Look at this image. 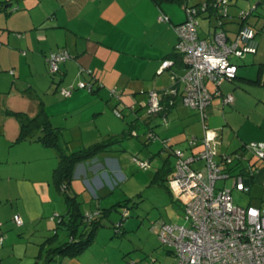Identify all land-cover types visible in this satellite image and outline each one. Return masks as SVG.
<instances>
[{
    "label": "crops",
    "instance_id": "crops-1",
    "mask_svg": "<svg viewBox=\"0 0 264 264\" xmlns=\"http://www.w3.org/2000/svg\"><path fill=\"white\" fill-rule=\"evenodd\" d=\"M191 1L185 0L192 6ZM0 5L8 8L0 7V223L4 235L0 264H36L45 240L56 229L59 234L65 230L58 228L57 219L52 217L66 215H62L61 201L66 204V213L68 205L54 178L60 163L57 151L38 140L40 132L20 140L22 125L43 110L52 125L61 131V142L68 152L110 137H122L130 130L134 137L146 135L144 145H149L156 138L148 141V133L153 131L156 137L159 135L155 130L160 124L159 115L144 122L140 120L142 108L146 107L142 101L148 99L151 91L170 88L177 90L176 104L182 98L185 68L177 64L160 70L165 60L177 59L178 37L174 25L184 22L187 15L184 3L177 0L161 3L155 0H0ZM162 13L168 16L165 22L159 20ZM225 28L229 37L234 38L233 31ZM198 33L201 38H210L213 31L209 30L205 37ZM61 51H67L69 57L53 76L46 57ZM254 59L250 55L235 59L236 78L222 81L219 94L216 86L208 83L213 99L207 124L219 131L220 154L234 153L250 142H264V66L254 76ZM81 81L91 82L94 90L76 88ZM239 83L249 87L257 83L262 86L259 90L263 96L258 100L252 90L237 88ZM71 86L75 87L72 95L63 97L61 88ZM226 95H232L234 101L229 104L232 111L223 116L220 109L213 110L212 106L218 104L224 109L228 105L224 102ZM176 104L167 112V118ZM115 108L122 111L121 117L116 115ZM127 114L131 118L129 122H126ZM195 121L191 119L192 124ZM185 123L189 126L190 122ZM225 126L232 133L227 146L221 149L224 146L221 131ZM180 131L176 128L163 132V139L169 140L172 148L196 152L195 147L190 150L189 139L199 136L191 134L193 130L189 134H180ZM69 133L75 137L71 138ZM86 133H90V140H86ZM120 146L115 144L76 164L68 191L80 205V195L87 192L91 204L96 201L97 209H105L102 199L116 191L118 182L125 181L124 169L129 165L121 154L126 149ZM248 186V191H237L232 185L233 198L235 192H245L250 199L248 206L261 205L264 170ZM112 213L103 219L110 220ZM15 215L22 217V226L14 222ZM103 219L101 227L105 226ZM129 224V221L123 224L119 231L115 229L117 234H124ZM101 227L88 248L77 256L62 258L57 264H172L175 259L172 249L157 248L162 242L155 224L153 231L158 239L154 238L153 247L139 245L129 252L121 239L112 238V233L101 237Z\"/></svg>",
    "mask_w": 264,
    "mask_h": 264
},
{
    "label": "built area",
    "instance_id": "built-area-1",
    "mask_svg": "<svg viewBox=\"0 0 264 264\" xmlns=\"http://www.w3.org/2000/svg\"><path fill=\"white\" fill-rule=\"evenodd\" d=\"M183 3L187 18L174 25L178 35L175 49L181 54L185 64L182 100L185 105L201 114L204 124L202 143L205 148L196 153L172 148L169 140H164V148L178 159L167 184L174 199L184 205L186 223L159 221L155 227L162 244L173 248L175 259L172 264H264V201L259 206H240L234 201L232 188L225 185L229 179H233L235 190H249L251 176L264 170V166L258 167L259 160L264 162V142H250L244 145V151L220 154L219 131L207 124L208 109L213 99L208 83L214 84L216 93L219 94L222 81L236 78L238 65L235 59H243L247 54L258 51L257 33L250 24L242 22L235 38H230L222 20L216 23L210 38H201L198 33V8L188 5L185 0ZM213 5L220 11L221 16L229 15V0H215ZM207 8L205 2L199 9L206 12ZM243 13L244 11L241 14ZM247 14L248 11L243 17ZM159 20L165 22L168 16L162 13ZM68 57L67 51L50 53L46 58L49 73L57 75L61 63ZM172 65L173 61L165 60L160 71ZM74 88H61V95L70 97ZM76 88L89 91L93 89L92 84L85 81L79 82ZM170 91L176 97L177 90L172 88ZM162 98L161 92L149 93V102L146 104L149 114L160 113ZM233 101L232 95L224 97L226 104H232ZM114 111L118 117L122 116L120 109L115 108ZM163 120L167 121L166 114ZM151 136L156 138L152 133ZM199 140L195 136L189 139L192 147L190 150L198 145ZM249 153L258 158L257 162L248 158ZM199 160H203L204 165L202 168H195L194 164ZM136 162L141 168L147 169L151 166L150 160L136 158ZM220 181H224L223 187H218ZM124 214L127 216L129 211L126 210ZM86 216L90 219L92 213H87ZM57 217L59 214L52 219ZM14 222L18 226L24 224L20 215L14 216ZM1 225L2 223L0 247L4 242Z\"/></svg>",
    "mask_w": 264,
    "mask_h": 264
},
{
    "label": "rangeland",
    "instance_id": "rangeland-1",
    "mask_svg": "<svg viewBox=\"0 0 264 264\" xmlns=\"http://www.w3.org/2000/svg\"><path fill=\"white\" fill-rule=\"evenodd\" d=\"M196 2L205 3L206 0H193L191 1V5L195 6ZM257 5V10L255 11L254 15H252L250 19V24L255 28L257 32V38L260 47L259 51H257L255 54L246 55L255 56V65H253L255 69L253 71V74L256 77L260 72V69L262 70L264 66V0H232V3L230 1L229 5L227 6L229 13L228 16H219L216 14H212L208 18L204 16L207 15L208 12H204L205 14H200L198 16V22L200 26L198 31L200 32L201 36L205 37L209 30L214 31V29H212V25H216V23L223 20L225 22V26L233 31L232 34L235 38L236 33L240 27V23L237 22L239 21L240 14L242 13V11H248L250 7H256ZM219 12L220 11H218V13ZM184 74L185 70L183 71V75ZM256 77L254 79H257ZM239 87L245 88L247 92H250L252 90L251 92L254 94L255 97L258 98V100L261 98V96H263L261 95V90H259L262 89V86H257V83L252 84V86L250 87L248 85H242V83H239L237 88ZM262 94H264V90H262ZM179 99L180 100H178L176 104L177 106H175L174 110L169 114L167 121L163 120V116H158V121L160 122V124L155 127V130L159 135L156 137L155 140H153L152 143L146 146L144 145V139L146 138V135H142L140 137H134L130 135L123 140V143H120V147H124L126 149L121 151V154L126 157L127 163L129 165L128 168L126 166L124 169V172L126 173V179L124 182L122 181L123 183L121 181L118 182L120 185L116 187V191L113 192L114 194L111 193L110 196L102 199L104 201L102 207L111 208L113 207V205H116L119 202L126 203V208H128L130 211V217L124 219L125 221L123 222V224L128 223L129 221L130 228L124 234H117V231L115 230L114 226H112L113 224L111 220L117 223L123 219L122 213L120 209H118L116 211H113L110 220L103 219L105 222V226L101 227L99 232H103L102 236L100 234L101 237L106 238V236L104 235H108L110 232L112 233V238H115L117 240L121 239L126 252H129L130 249L133 250L134 248L139 247V245H147L153 247L154 238L158 239V235L153 231V226L159 221L175 224L186 223L184 218V205L174 199L173 195L170 193L169 189L166 186V179L173 175L174 167L176 166L178 159L175 155H172L169 150H163L165 146V139L163 138H165L164 133L166 131H173L176 128H179L181 130L180 134L184 133L182 130L184 126H186L185 128L187 130L184 134H189L190 131L193 130L191 132L194 133L191 134H196L199 136V143L195 146L196 153H199L205 148V145L202 143V138L204 137V124L202 121L201 114L196 109L184 105L181 97ZM142 102H145L144 104L146 105L149 102V96L146 101ZM255 102L257 104V101ZM212 109H220L221 114L224 116L227 115V113H229L230 111H232V106L228 104L225 106L224 109H222L221 105L215 104L212 106ZM140 116V120H142L143 122L145 120H148L151 116L154 117V115L148 113L147 107H145V109L142 108V113L140 114ZM194 118H196L197 120L195 121ZM210 118L211 116L209 117V119ZM191 119L195 121L194 124H192ZM127 121H131L130 115L128 114L126 117V122ZM187 121L190 122L188 124L189 126H187V123H185ZM223 122H225L224 117ZM227 128L229 129L227 130ZM143 130L145 129H142V131ZM221 132L224 139V146H221V149H224V147H226L228 142L230 141L229 137L232 133V130L229 126H225L224 131ZM68 135L71 138L75 137L72 133H69ZM89 135L90 133H86V140L87 138L88 140H90ZM67 138L69 137L67 136ZM175 148L177 149V147ZM136 158H139L141 160L151 159V166L147 169L139 167L136 162ZM248 158L252 160V162L258 160V158L252 156L251 153L248 154ZM165 160L168 161L167 168L171 172L170 174L167 173L166 177H159L157 179L155 178L157 170L161 166H163ZM260 161L261 160H259V162ZM246 163H248V161H246ZM203 165L204 161L199 160L197 161V163L194 164V167L202 168ZM233 182V179H229L226 184L224 183V181H220L218 183V187H223L225 184L229 188H232ZM88 198L89 197L87 192H84L82 195H80V200L82 201L80 205L81 212H90L92 209H97L96 204L98 202L92 201L91 204L90 201H88ZM234 199L236 204L243 207H247L250 200L249 195L245 192H235ZM66 211V204L61 201L62 215L67 214ZM59 219L60 217H57L56 223ZM56 223L53 222V227H55ZM157 248H160V251H164L168 248L173 250L172 247L162 245L161 243L157 245Z\"/></svg>",
    "mask_w": 264,
    "mask_h": 264
},
{
    "label": "trees",
    "instance_id": "trees-1",
    "mask_svg": "<svg viewBox=\"0 0 264 264\" xmlns=\"http://www.w3.org/2000/svg\"><path fill=\"white\" fill-rule=\"evenodd\" d=\"M155 1L157 3L162 2V0ZM177 1L182 3L184 0ZM214 2L215 0H208V8L206 12H208L209 16L212 14L221 16L218 13V9L213 5ZM200 6L201 4L192 6L198 8V14L204 13L199 9ZM0 7L2 9H8L5 7V5H0ZM255 11L256 7H251L250 9H248V14L243 17V15L247 12L246 10H244V13L239 16L238 22L240 24H242V22L250 24V19L252 15H254ZM215 28L216 26L214 27V29ZM175 56L177 57V59L173 60V65L178 64L179 66H183L185 68L183 58L176 49ZM89 84H91V82ZM170 89L161 91L163 95L162 110L158 115L164 116V114H167V112L176 104L175 96L171 93ZM93 90L94 89H92V91ZM132 131L130 130V133L124 134V136L122 137H110L103 142L91 145L89 147L81 148L77 151L68 152L61 142V131L52 125L48 115L43 110L39 112V114H37L35 117L29 118L26 122H24L20 133V140L32 138L37 132H40L38 140L41 141L45 146L53 147L57 151L60 158V163L59 167L54 172V178L56 179L57 184L59 185L64 195L65 202L68 205V213L65 216L59 215L60 219L58 220V225H60L58 226V228L63 227L65 230L59 234L58 229H56V233L45 240L42 245V251L38 257L39 261L36 262V264H57L62 258L74 257L83 252L86 248L89 247L91 242L94 240L95 233L103 225V217L109 216V213L118 209H120L123 219L117 223L114 222L115 225L113 226L117 231L121 230L123 222L125 221L124 219L128 218V215L126 216L124 214L126 210L129 211V209L126 208V203L119 202L118 204L113 205V207L105 208L103 210L101 208H98L90 212L92 213V217L88 219L87 216L81 212L80 202L75 196L69 193L68 189L69 182L72 179L76 164L88 160L102 151L109 150L115 144L122 143L123 139L128 135H131ZM151 133L155 135L153 131L149 132L147 138L148 141L153 140V136H151ZM163 149L166 150L165 148ZM244 149L245 148L243 146L238 151H244ZM255 162H257V160ZM258 164V167L264 166L263 161L259 162ZM167 166L168 161L165 160L163 166H161L157 170L155 178L158 179L159 177H166L167 173L170 174L171 171L167 168ZM255 175L256 174L251 176V181H253ZM168 179L169 178L166 179V186L169 189L167 184Z\"/></svg>",
    "mask_w": 264,
    "mask_h": 264
}]
</instances>
